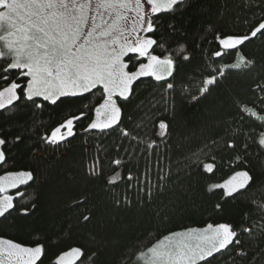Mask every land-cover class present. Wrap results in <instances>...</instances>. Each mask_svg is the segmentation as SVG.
<instances>
[{"label":"trees","instance_id":"obj_1","mask_svg":"<svg viewBox=\"0 0 264 264\" xmlns=\"http://www.w3.org/2000/svg\"><path fill=\"white\" fill-rule=\"evenodd\" d=\"M146 34L174 71L136 79L101 129L102 87L28 98L29 77L0 58V93L18 85L0 108V177L32 174L0 216V240L41 246L34 264L74 249L73 264H139L176 232L227 224L231 242L195 264H264V0H179ZM226 38L242 41L223 49ZM128 59L131 71L145 60ZM238 173L248 181L228 193Z\"/></svg>","mask_w":264,"mask_h":264},{"label":"rangeland","instance_id":"obj_2","mask_svg":"<svg viewBox=\"0 0 264 264\" xmlns=\"http://www.w3.org/2000/svg\"><path fill=\"white\" fill-rule=\"evenodd\" d=\"M179 0H0V58L29 77L26 95L54 101L95 87L105 93L92 123L107 128L119 120L120 98L129 95L133 82L144 76L166 79L174 71L170 57L150 51L147 31L151 14L171 9ZM241 38L221 40L223 49L233 48ZM145 60L133 71L128 56ZM12 83L0 93V108L18 98ZM70 123L66 124L69 127ZM63 128V127H62ZM51 139L63 137V129ZM0 139V162L3 161ZM30 172L0 177V216L13 206V191L30 181ZM248 181L238 173L223 186L228 193ZM227 224L207 225L176 232L144 252L139 264H195L223 249L232 240ZM42 247H23L0 240V264H34ZM81 255L74 249L57 264H73Z\"/></svg>","mask_w":264,"mask_h":264},{"label":"bare ground","instance_id":"obj_3","mask_svg":"<svg viewBox=\"0 0 264 264\" xmlns=\"http://www.w3.org/2000/svg\"><path fill=\"white\" fill-rule=\"evenodd\" d=\"M56 198V197H55Z\"/></svg>","mask_w":264,"mask_h":264}]
</instances>
